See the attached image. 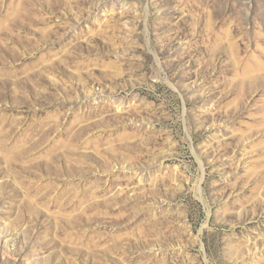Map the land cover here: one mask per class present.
I'll return each instance as SVG.
<instances>
[{"label": "rangeland", "instance_id": "rangeland-1", "mask_svg": "<svg viewBox=\"0 0 264 264\" xmlns=\"http://www.w3.org/2000/svg\"><path fill=\"white\" fill-rule=\"evenodd\" d=\"M0 264H264V0H0Z\"/></svg>", "mask_w": 264, "mask_h": 264}]
</instances>
